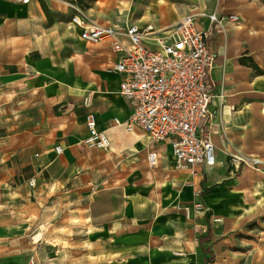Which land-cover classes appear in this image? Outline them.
Wrapping results in <instances>:
<instances>
[{
  "label": "rangeland",
  "instance_id": "374dc122",
  "mask_svg": "<svg viewBox=\"0 0 264 264\" xmlns=\"http://www.w3.org/2000/svg\"><path fill=\"white\" fill-rule=\"evenodd\" d=\"M44 2L59 10L50 14L52 24L48 21L61 35L55 63L36 76L24 69L15 76L0 75V222L10 245L28 252L32 264H196L200 238L209 228L202 227L207 215L195 217L185 210L200 201L197 183L173 165L169 154L157 167H142L147 152H139L134 142L111 155L83 148V119L74 116L81 96H74L69 84L75 77L72 56L83 52L69 25L75 13L69 4L90 21L122 25L139 24L157 0H133L130 6L114 0ZM174 2L181 16L199 20L225 7L219 0ZM8 4L19 2L0 0V18ZM61 8L71 13L64 15ZM254 15L263 20L264 0H249L237 23L224 22L243 25L252 34L255 25L264 29L263 21L252 22ZM85 63L88 83L100 62L86 57ZM116 79L112 75V85ZM57 145L65 148L60 160L67 166L60 182L40 169ZM146 171L154 174L148 177ZM32 178L35 187L29 185Z\"/></svg>",
  "mask_w": 264,
  "mask_h": 264
},
{
  "label": "crops",
  "instance_id": "0c3cea01",
  "mask_svg": "<svg viewBox=\"0 0 264 264\" xmlns=\"http://www.w3.org/2000/svg\"><path fill=\"white\" fill-rule=\"evenodd\" d=\"M71 1L82 5L87 0ZM114 1L123 6H130L133 2ZM247 2L249 0H219L220 6L225 5L222 11L225 17L243 15ZM8 5L0 18V75L8 72L15 76L21 69L29 72L28 76L30 73L39 75V71L55 63V56L59 53L61 35L55 25L48 24V21L52 24L50 14L59 10L57 6L53 8L47 3V16L39 0ZM175 6L174 0H157L156 8L148 10L139 24L127 22L120 25L112 21L101 23L100 19L95 22L106 26H153L160 31L189 16H181ZM61 9L64 15L71 13L68 8ZM253 17L251 21L254 24L264 22V16L262 21L256 20L255 15ZM71 18L69 25L77 45L83 51L72 56L75 77L69 81L74 96H81V109L74 115L83 119L84 137L80 145L85 148L83 141L89 136L86 117L91 113L96 119L97 130L105 132L112 143L109 152L94 151L111 155L134 142L139 152H147L143 153L146 159H143L142 167L152 169L148 162V154L152 149L159 154L155 167L167 154L174 165L168 143L153 146L141 130L128 133L115 125L116 119L125 122L131 113L129 104L119 95L121 76L111 71L117 57L107 43H85L80 38V29L71 24ZM198 21L200 27L209 24L208 17ZM261 37L264 38V29L260 25H255L251 34L243 25L234 27L225 23L223 27L217 28L211 41V48L217 55L212 72L215 97L211 105L213 119L206 128L215 146L216 165L204 170L201 177L192 176L188 172L199 187V202L204 203L208 209L204 220L206 224L202 227L205 232L209 228L207 234L200 238L201 247L196 264H264V42L260 41ZM86 57L100 62L96 76L90 78L88 83L84 82V72L90 70L85 63ZM242 58L247 62L251 59L259 72L241 65ZM112 75L117 77L115 85L111 83ZM89 92L94 97L91 107L85 108L83 101ZM65 111L69 112L70 108ZM75 124L80 127L79 121ZM57 146L63 148L64 154V146ZM57 146L52 150L51 161L45 167L40 166L41 171H46L54 182H60L67 172L66 163L60 160L63 154L55 155ZM145 173L148 177L154 174L152 171ZM190 215L195 216L193 212ZM98 230L100 232V228ZM5 231L4 223L0 222V264H31L28 252H19L18 248L11 246L12 239L6 237Z\"/></svg>",
  "mask_w": 264,
  "mask_h": 264
},
{
  "label": "built area",
  "instance_id": "2783aa9c",
  "mask_svg": "<svg viewBox=\"0 0 264 264\" xmlns=\"http://www.w3.org/2000/svg\"><path fill=\"white\" fill-rule=\"evenodd\" d=\"M17 1L27 4L30 0ZM69 7L75 12L71 24L80 29V38L91 45L109 44L117 57L111 71L121 76L119 95L129 104L131 113L125 122L116 119L115 125L128 133L141 130L153 146L168 143L175 167L192 176L201 177L204 170L214 167L216 150L206 128L213 119L211 105L215 97L212 72L217 55L211 41L226 19L237 23L239 17L216 12L208 16L207 26L200 27L197 17L189 15L157 31L153 26L100 25L86 18L76 5ZM93 97L92 92L84 97L85 108L91 107ZM86 124L89 136L83 141L84 147L111 151V140L97 130L93 114L87 115ZM62 154L63 148L57 146L55 155ZM158 160V152L152 149L149 166L155 167ZM36 183V178L29 181L31 187ZM186 211L197 217L208 213L202 202Z\"/></svg>",
  "mask_w": 264,
  "mask_h": 264
},
{
  "label": "trees",
  "instance_id": "16d2710c",
  "mask_svg": "<svg viewBox=\"0 0 264 264\" xmlns=\"http://www.w3.org/2000/svg\"><path fill=\"white\" fill-rule=\"evenodd\" d=\"M39 2H40V4H41L42 9H43V11L45 12V14H46L47 16H49V10H48V8H47V6H46L44 0H39ZM240 64H241V65L248 66V67H250V68L256 70L257 72H259L258 67L253 63V61H252L251 59H249L248 62H247L244 58H242V59H240ZM204 252H205V250H204Z\"/></svg>",
  "mask_w": 264,
  "mask_h": 264
},
{
  "label": "bare ground",
  "instance_id": "6f19581e",
  "mask_svg": "<svg viewBox=\"0 0 264 264\" xmlns=\"http://www.w3.org/2000/svg\"><path fill=\"white\" fill-rule=\"evenodd\" d=\"M194 16H195V15H194ZM201 17H202V18H204V19L206 18V16H204V15H202ZM224 24H225V22H224V23H222V25L220 26V28H221V27H223V26H224ZM217 222H218V221H217Z\"/></svg>",
  "mask_w": 264,
  "mask_h": 264
}]
</instances>
